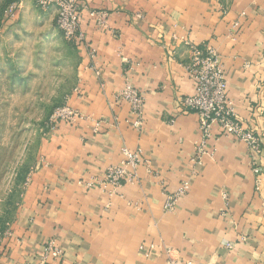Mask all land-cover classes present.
<instances>
[{
	"label": "crops",
	"instance_id": "0c3cea01",
	"mask_svg": "<svg viewBox=\"0 0 264 264\" xmlns=\"http://www.w3.org/2000/svg\"><path fill=\"white\" fill-rule=\"evenodd\" d=\"M80 4L81 95L67 104L83 119L45 135L0 264L32 262L50 240L64 264H167L168 251L186 264H264V0ZM203 46L217 55L236 116L262 138L260 154L214 124L211 155L192 163L201 119L180 100L195 92L188 66ZM127 85L145 96L141 130L120 98ZM125 148L144 162L115 189L107 171ZM184 180L187 194L165 211Z\"/></svg>",
	"mask_w": 264,
	"mask_h": 264
},
{
	"label": "rangeland",
	"instance_id": "374dc122",
	"mask_svg": "<svg viewBox=\"0 0 264 264\" xmlns=\"http://www.w3.org/2000/svg\"><path fill=\"white\" fill-rule=\"evenodd\" d=\"M56 19L37 0H0V233L13 225L42 160L47 121L77 85L81 51Z\"/></svg>",
	"mask_w": 264,
	"mask_h": 264
},
{
	"label": "built area",
	"instance_id": "2783aa9c",
	"mask_svg": "<svg viewBox=\"0 0 264 264\" xmlns=\"http://www.w3.org/2000/svg\"><path fill=\"white\" fill-rule=\"evenodd\" d=\"M37 3L43 9L55 8L57 12L56 23L63 32L65 39L76 46L86 47V36L81 27L82 6L80 0H37ZM20 8L19 3H16L10 7L9 12L13 15ZM91 56L92 59L95 58L92 52ZM188 72L195 84V92L191 96L183 97L180 104L185 112L199 115L202 131V140L195 149V154L191 159L192 163L196 167H201L203 158L211 155L207 149V141L211 137V127L214 124H217L224 134L234 136L236 139L245 142L252 153L260 154L262 138L254 130L245 129L232 109L228 97L226 76L215 51L208 46L194 47ZM74 93L80 96L81 88L76 87ZM120 98L132 107L135 119L130 124L134 129L141 130L144 124L142 109L145 106V96L135 87L127 85L122 90ZM82 119L83 116L79 111L68 104H64L53 111L46 123L47 132L54 131L60 124L74 126ZM122 154L124 159L120 167H110L107 171L106 184L115 189L126 182L133 181L135 170L144 162L140 150L131 151L125 148ZM128 167H131L134 172L128 173ZM254 173L259 174L260 169L255 168ZM189 188L188 181H181L177 191L168 197L164 207L165 211H174L177 201L187 194ZM13 238L14 231L12 226L8 225L0 233V260L9 257V245ZM168 257L167 264H186L171 257L170 251H168ZM26 264H64V253L57 246L55 240H50L42 246L34 260Z\"/></svg>",
	"mask_w": 264,
	"mask_h": 264
}]
</instances>
